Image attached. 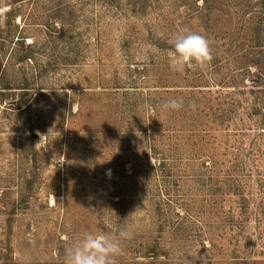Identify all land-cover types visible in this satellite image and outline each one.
Instances as JSON below:
<instances>
[{"label":"rangeland","instance_id":"1","mask_svg":"<svg viewBox=\"0 0 264 264\" xmlns=\"http://www.w3.org/2000/svg\"><path fill=\"white\" fill-rule=\"evenodd\" d=\"M123 226L118 264H264V0H0V264Z\"/></svg>","mask_w":264,"mask_h":264},{"label":"clouds","instance_id":"2","mask_svg":"<svg viewBox=\"0 0 264 264\" xmlns=\"http://www.w3.org/2000/svg\"><path fill=\"white\" fill-rule=\"evenodd\" d=\"M169 43L172 45L168 53L169 67L174 72L195 68L204 70L213 60L211 41L200 33L180 29ZM183 106V98L179 97L167 100L161 107L167 112L178 111ZM192 107H195V102ZM133 235L130 226H123L114 233L85 232L73 241L66 237L63 264H118V258L124 254V242L132 239Z\"/></svg>","mask_w":264,"mask_h":264}]
</instances>
